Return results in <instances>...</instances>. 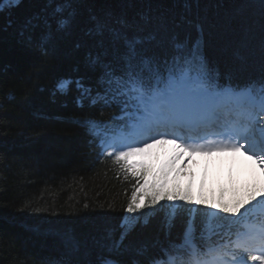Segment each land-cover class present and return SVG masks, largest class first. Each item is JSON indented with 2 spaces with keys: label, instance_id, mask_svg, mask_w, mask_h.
<instances>
[{
  "label": "snow or ice",
  "instance_id": "1",
  "mask_svg": "<svg viewBox=\"0 0 264 264\" xmlns=\"http://www.w3.org/2000/svg\"><path fill=\"white\" fill-rule=\"evenodd\" d=\"M22 2L0 0V13ZM200 4L171 0L182 11L170 14L167 0H43L16 30L17 43L42 57L61 51L62 44L73 54L84 51L95 83L61 78L51 95L66 96L74 86L78 107L87 101L99 105L101 114L117 109L109 121L88 119L83 125L125 178L143 181L119 223L100 238L82 234L75 221L31 226L59 242L61 256L48 264H264V184L234 191L228 201L223 194L214 201L196 198L168 187L171 164L154 175L130 159L157 145L173 146L172 162L184 154L239 153L264 178V0H208L217 17L211 21L192 19ZM251 8L258 9L257 19L248 16ZM81 9L87 14L82 27ZM10 27L8 21L0 31ZM214 38H231L225 72L208 55ZM42 70L34 64L27 79H39ZM134 232L139 239H130ZM97 249L102 252L93 259Z\"/></svg>",
  "mask_w": 264,
  "mask_h": 264
},
{
  "label": "trees",
  "instance_id": "2",
  "mask_svg": "<svg viewBox=\"0 0 264 264\" xmlns=\"http://www.w3.org/2000/svg\"><path fill=\"white\" fill-rule=\"evenodd\" d=\"M167 3L170 14L182 11L171 7V0ZM42 7L43 0H23L14 10L0 13V28L12 22L7 31H0V68H6L0 74V264H48L60 258L59 242L31 231L34 225L48 228L75 221L82 234L100 238L107 226L119 223L132 192L143 183L130 174L125 178L120 166L90 142L83 125L88 119L109 121L117 109L101 114L99 105L89 107L87 101L78 107L74 86L66 96L51 95L61 78L83 77L84 83H95V75L84 66V51L73 54L70 45L62 44L61 51L42 57L17 43L22 21ZM214 11L208 0H201L192 19L215 20ZM81 12L77 20L82 27L87 14ZM247 14L257 19L258 9ZM253 32L255 53L258 26ZM190 38H196L194 30ZM229 39L214 38L208 49L221 72L232 60ZM34 64L43 69L40 78L28 80ZM139 238L136 232L130 237ZM101 252L97 249L93 259Z\"/></svg>",
  "mask_w": 264,
  "mask_h": 264
},
{
  "label": "rangeland",
  "instance_id": "3",
  "mask_svg": "<svg viewBox=\"0 0 264 264\" xmlns=\"http://www.w3.org/2000/svg\"><path fill=\"white\" fill-rule=\"evenodd\" d=\"M166 150L165 145H157L150 150V155L146 153L130 159L133 163H143L152 173L158 167L160 169L171 164L172 171L167 177L168 187L178 186L180 191H188L196 198L202 196L214 201L223 194L224 200L228 201L232 198L234 191L264 184V178L261 177L259 169L237 153L234 155L230 153V156L235 157L232 160L223 158L229 153H219V155L215 154L213 160L198 164L190 163L187 166V163L181 159L172 162L173 156L171 161Z\"/></svg>",
  "mask_w": 264,
  "mask_h": 264
},
{
  "label": "bare ground",
  "instance_id": "4",
  "mask_svg": "<svg viewBox=\"0 0 264 264\" xmlns=\"http://www.w3.org/2000/svg\"><path fill=\"white\" fill-rule=\"evenodd\" d=\"M164 146V145H162ZM165 149H167L168 151L172 152L174 155H176V150L173 148L172 145H165ZM227 154V153H226ZM232 155H234L233 153H231ZM230 153L228 155H224L225 159L227 160H232V158H235L231 155ZM239 154V153H237ZM219 155V154H218ZM240 155V154H239ZM238 155V156H239ZM227 156V157H226ZM174 157V156H173ZM215 158V153L212 155H201V154H196V155H191L189 156L188 154H184L181 155L179 159L183 160L185 163H187L186 165L189 166L190 163H200V162H205V161H210L213 160ZM222 159V158H221ZM241 159V158H240ZM245 160H247L246 158H244ZM226 161V160H225ZM249 161V160H248ZM250 163H252L251 161H249ZM213 164V163H212ZM211 165V164H210ZM183 167L185 168V164L183 165ZM206 167V166H205ZM212 167V166H211ZM207 170V169H206Z\"/></svg>",
  "mask_w": 264,
  "mask_h": 264
}]
</instances>
